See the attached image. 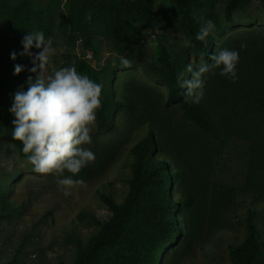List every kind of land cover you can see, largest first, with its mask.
I'll list each match as a JSON object with an SVG mask.
<instances>
[{
    "label": "rangeland",
    "instance_id": "obj_1",
    "mask_svg": "<svg viewBox=\"0 0 264 264\" xmlns=\"http://www.w3.org/2000/svg\"><path fill=\"white\" fill-rule=\"evenodd\" d=\"M227 1L215 2V17L211 19L201 12L195 13V19L201 24L207 20L214 22L211 35L216 50L241 35L254 34L264 39L261 1L254 0L230 18L226 14ZM6 27L16 42L23 39L19 30L43 31L46 38L53 39L56 53L50 58L49 74L74 65L79 74L108 89L111 85L117 97L124 95L130 85L149 91L157 100L154 115L160 128L159 137L172 146L179 144L188 148L190 143L199 146L198 163L189 179L200 182L205 200L208 196L214 201L223 193L232 199L226 225L203 232L182 260H177L176 254L184 247V233L180 245L167 247L161 257L149 255L143 259L129 253L124 261L114 264H234L229 245L241 243L246 237V221L237 219L236 214L246 216L249 208L256 212V222L264 238V202L243 191L250 142L231 138L221 146L190 125L176 105L167 104L166 85L156 76L162 68V46L171 51L192 48L168 0H155L150 17L133 20L124 13L111 18L105 8L89 0H0V29ZM122 56L131 61L130 67L121 66ZM192 62L197 66L210 60L193 56ZM29 75L35 79L34 73ZM111 117L114 129L98 130L96 120L92 144L84 146L96 159L74 179H83L87 186L74 187L67 197L57 185L56 176L34 172L13 139L0 131V263L73 264L78 243L87 246L100 232V224L113 215L99 195L104 193L118 204L124 202L132 177L128 165L131 149L145 134L147 125L125 109L114 110ZM14 119L13 114L8 119L13 129ZM181 182H174L169 191L173 202L181 201L176 190ZM206 205L203 203L197 210L204 214ZM182 214V211L175 213L177 217Z\"/></svg>",
    "mask_w": 264,
    "mask_h": 264
},
{
    "label": "trees",
    "instance_id": "obj_2",
    "mask_svg": "<svg viewBox=\"0 0 264 264\" xmlns=\"http://www.w3.org/2000/svg\"><path fill=\"white\" fill-rule=\"evenodd\" d=\"M89 1L105 8L111 18L124 13L129 16V20H133L136 17H150L155 0ZM168 1L174 7L179 28L188 37L192 48L179 47L171 51L162 46V68L156 72V76L166 85L167 104L176 105L190 125L221 146L231 138L250 142L248 172L243 191L255 200L264 202V39L246 34L227 42L224 48L239 52L237 82L233 83L219 75L217 69L215 74H207L204 98L199 104L192 103L186 99V89L181 87L177 75L184 72L185 78H190L186 69L189 64L195 67L193 56L210 60V55L217 51L211 34L206 41L196 39L202 24L195 19L196 12H201L207 19L215 17L217 0ZM253 1L228 0L226 14L230 18L235 11L244 9ZM259 1L264 7V0ZM19 33L20 37H24L28 31L19 30ZM242 43L246 44L245 48H241ZM14 51L17 53L15 61L11 59ZM22 51L21 41L12 39L10 28H1L0 131L12 139L13 128L8 123L12 113L9 109L14 93L21 86L27 90V75L31 68L29 58L19 55ZM16 64L25 68L19 75L14 74ZM102 86V106L96 114L98 130L114 129L111 112L116 109H125L147 126L145 134L131 149L128 162L132 173L129 193L121 204L104 193L99 195L113 215L107 222L100 224V232L87 246L78 243L77 259L73 264H114L124 261L129 253L143 259L149 255L161 257L167 247L180 245L179 240L184 233V247L179 248L176 254V259L182 260L190 254L193 243L203 232L226 225V213H230L227 210L232 206V199L223 193L214 201L208 196L205 200L206 194L200 182L189 179L190 172L198 163L199 146L193 143L188 148L179 144L172 146L159 137L160 128L154 115L157 100L149 91L130 85L124 95L117 97L111 85L110 89L106 85ZM13 141L20 155L26 158L22 143ZM179 180L182 182L176 190L181 201L173 202L169 191L174 182ZM203 203H207L204 214L197 210ZM176 211H182V216L177 217ZM240 217L246 221V237L241 243L229 245L233 263L264 264V238L256 222V212L249 208L246 216L236 214L237 219Z\"/></svg>",
    "mask_w": 264,
    "mask_h": 264
},
{
    "label": "clouds",
    "instance_id": "obj_3",
    "mask_svg": "<svg viewBox=\"0 0 264 264\" xmlns=\"http://www.w3.org/2000/svg\"><path fill=\"white\" fill-rule=\"evenodd\" d=\"M215 30L212 20L205 21L196 35L199 41H206ZM21 57L31 59L29 69L33 76L27 78V90L23 86L14 93L9 111L15 119L12 137L23 145L26 160L36 173L54 175L57 185L67 197L74 187L85 188L83 179H74L83 168L96 159L95 154L85 145L92 144V130L96 122L97 110L101 108L102 85L88 76L77 72L74 65L63 67L49 74V61L55 55L53 39L45 37L43 31H28L21 41ZM246 44L242 43L241 48ZM35 48L38 51L33 52ZM17 59V53H11ZM239 52L227 48L218 49L210 56V63L197 66L189 64L185 73L180 72L177 80L186 89V99L199 104L205 95L207 74L228 78L233 83L238 80L237 65ZM122 67H130L131 61L120 57ZM24 66L16 64L14 74L24 71ZM71 175L65 176L64 173Z\"/></svg>",
    "mask_w": 264,
    "mask_h": 264
}]
</instances>
